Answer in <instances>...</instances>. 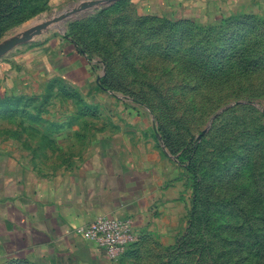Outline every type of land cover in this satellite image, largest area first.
<instances>
[{"label": "rangeland", "instance_id": "obj_1", "mask_svg": "<svg viewBox=\"0 0 264 264\" xmlns=\"http://www.w3.org/2000/svg\"><path fill=\"white\" fill-rule=\"evenodd\" d=\"M102 0H28L0 23V46ZM208 25L109 0L0 55L29 70L0 93V154L41 180L82 182L102 158L149 160L172 212L154 213L111 264H264V21ZM70 42L92 81L36 75L42 48ZM169 203V198H168ZM0 264H46L4 256Z\"/></svg>", "mask_w": 264, "mask_h": 264}, {"label": "crops", "instance_id": "obj_2", "mask_svg": "<svg viewBox=\"0 0 264 264\" xmlns=\"http://www.w3.org/2000/svg\"><path fill=\"white\" fill-rule=\"evenodd\" d=\"M145 11L181 14L208 25L264 21V0H134ZM32 65L36 75L63 73L70 81H92L90 62L70 42L42 48ZM29 70L0 64V93L24 90ZM85 181L41 180L23 175L0 154V259L21 254L46 264H111L104 251L83 239L77 228L99 216L132 219L137 240L151 226L154 213L172 212V197L149 160L102 158ZM169 198V203H168Z\"/></svg>", "mask_w": 264, "mask_h": 264}, {"label": "built area", "instance_id": "obj_3", "mask_svg": "<svg viewBox=\"0 0 264 264\" xmlns=\"http://www.w3.org/2000/svg\"><path fill=\"white\" fill-rule=\"evenodd\" d=\"M77 233L104 251L111 261L119 259L137 241L135 222L130 218L99 216L87 226L77 228Z\"/></svg>", "mask_w": 264, "mask_h": 264}, {"label": "water", "instance_id": "obj_4", "mask_svg": "<svg viewBox=\"0 0 264 264\" xmlns=\"http://www.w3.org/2000/svg\"><path fill=\"white\" fill-rule=\"evenodd\" d=\"M106 1H109V0L98 1V2H95V3L91 4L90 6H86V7L82 8V9H76V10H73V11H71V12H69V13H67V14H65V15H63V16L57 17V18L53 19L52 21H50V22H48V23H46V24H43V25L37 27L34 31L27 33V34L25 35V38H15V39L9 41V42L6 43L5 45L0 46V55L9 52V51L12 50L15 46H17V45L23 43L25 40H29V39H31V37H32L33 35H37V34H39L41 31L45 30V29H46L48 26H50L51 24L57 23V22H59V21H62V20H64L65 18H67V17H69V16H71V15H73V14H75V13H78L79 11H81V10H83V9H87V8H89V7H92V6H96V5H98V4L102 3V2H106Z\"/></svg>", "mask_w": 264, "mask_h": 264}, {"label": "trees", "instance_id": "obj_5", "mask_svg": "<svg viewBox=\"0 0 264 264\" xmlns=\"http://www.w3.org/2000/svg\"><path fill=\"white\" fill-rule=\"evenodd\" d=\"M26 1L28 0H0V23L13 15L14 12L23 5L26 4ZM231 23H226L225 25H229ZM236 26H239V30L244 31V22H234ZM76 48L81 54H85L83 51H81L77 46Z\"/></svg>", "mask_w": 264, "mask_h": 264}]
</instances>
